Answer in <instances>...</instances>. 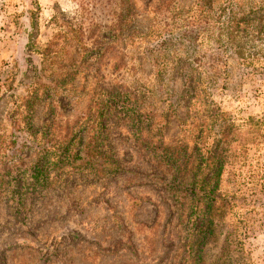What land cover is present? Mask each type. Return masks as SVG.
<instances>
[{
    "label": "rangeland",
    "instance_id": "rangeland-1",
    "mask_svg": "<svg viewBox=\"0 0 264 264\" xmlns=\"http://www.w3.org/2000/svg\"><path fill=\"white\" fill-rule=\"evenodd\" d=\"M230 2L0 0V146L20 137L0 151L3 264H218L224 236L208 241L204 191L163 165L180 148L181 161L206 155L214 108L242 118L264 104L262 71L239 62L264 53L243 23L264 0ZM187 74L207 82L194 90ZM115 85L127 104L98 147L97 109ZM248 153L261 176L232 182L241 209L229 219L243 218L249 259L264 264V153Z\"/></svg>",
    "mask_w": 264,
    "mask_h": 264
},
{
    "label": "trees",
    "instance_id": "trees-1",
    "mask_svg": "<svg viewBox=\"0 0 264 264\" xmlns=\"http://www.w3.org/2000/svg\"><path fill=\"white\" fill-rule=\"evenodd\" d=\"M230 1L229 6L234 7L236 0ZM244 6L243 4L242 7ZM253 14H256V12H253ZM243 23L245 25L254 23L249 27L255 26L253 30L256 34H253L252 37L254 39L264 40V14L254 20L244 21ZM242 32L248 34V27H245V30ZM254 48L256 50V47ZM255 54L256 56L241 57V61H239L241 62L240 65L245 68L257 67L262 71L261 76L264 80V53L259 55V52H255ZM159 60L160 58H155V64L158 67H160ZM164 75V72L159 69L156 74L157 82L165 84ZM220 76H222V73L219 72L217 75H212L209 78L210 80H215V78L217 79ZM184 78V85L188 87L192 86L194 90H199L207 82L206 80V82L198 84L189 74L185 75ZM15 80L16 72L11 71V76L3 81L2 86L8 90H13ZM210 83L212 84L213 81ZM117 86H114V91H108L106 102H101V107L99 106L97 109L98 130L96 133L98 147L104 145L106 138L103 137H105V132L110 129L106 120L115 114L114 112L122 114L125 109L124 105L127 104V102H123V106L121 105V110L119 111V103L126 94L120 93V90H116ZM262 93V97L264 98V91ZM111 99L114 102H111ZM126 100H128L127 97H125ZM213 111H215L212 116V124L215 125L213 129L215 139L213 140L214 144L207 149L206 155H199L192 163H190L191 160L187 161L188 158L184 157L182 162L180 156L182 149L180 148L177 152L174 151L171 154L167 162L164 160L165 163L163 166L166 167V171L175 173L182 179L192 176L195 184L200 186L202 188L201 190L204 191L199 201L205 200L203 205L205 206L204 215H207L209 229V236L207 235L208 241L215 239L217 242L224 236L223 256L220 257L218 264H229L231 252H235L238 258V264H253L244 246L243 218L240 216L236 223L229 219V215H232L233 208L241 209L240 205H237L238 195L232 192L231 184L238 179L241 187L243 184L252 183L255 178L261 176L258 162H255V164L251 163L248 159V152L250 149H254L256 153H264V104H260L255 113H248L242 118H237L230 113L222 112L220 108H214ZM131 114L134 117V122H136L134 123L137 127L136 129L144 133L145 130L142 128L143 118L141 113L138 115L132 112ZM125 116L129 119L132 118L130 113H127ZM11 121L15 126H19L17 120L11 119ZM17 131L19 132L18 129ZM11 138L12 140L10 139L4 146H0V151L3 148L12 150L19 145L20 137L17 134L12 135ZM216 141L218 145L215 144ZM221 141H223L222 145H220ZM145 142L147 143V141ZM200 202L202 203L204 201ZM202 236L200 235V244L201 241H205V238ZM0 264H3L1 260ZM197 264H206V262L201 260Z\"/></svg>",
    "mask_w": 264,
    "mask_h": 264
}]
</instances>
